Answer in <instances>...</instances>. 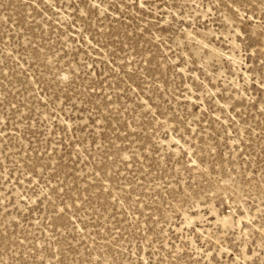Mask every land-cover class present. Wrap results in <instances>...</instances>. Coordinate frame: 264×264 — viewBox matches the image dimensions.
<instances>
[{
  "label": "rangeland",
  "instance_id": "374dc122",
  "mask_svg": "<svg viewBox=\"0 0 264 264\" xmlns=\"http://www.w3.org/2000/svg\"><path fill=\"white\" fill-rule=\"evenodd\" d=\"M0 264H264V0H0Z\"/></svg>",
  "mask_w": 264,
  "mask_h": 264
}]
</instances>
